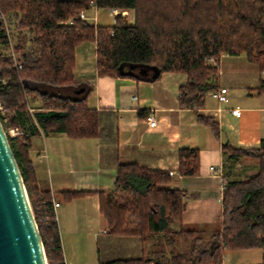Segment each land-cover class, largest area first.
Returning a JSON list of instances; mask_svg holds the SVG:
<instances>
[{
	"label": "trees",
	"instance_id": "obj_1",
	"mask_svg": "<svg viewBox=\"0 0 264 264\" xmlns=\"http://www.w3.org/2000/svg\"><path fill=\"white\" fill-rule=\"evenodd\" d=\"M92 7L132 9L134 22L128 24L120 14L113 24L98 26L78 18L81 10ZM0 12L17 31L26 28L34 33L28 48L16 35L20 67L13 66L8 56H0V103L7 120L1 113L0 119L4 128L21 129L20 134L7 137L47 264H63V251L54 194L39 188L29 156L30 135L39 132L27 104L38 102L34 117L44 135L99 136L101 113L87 105L91 86L76 82L74 76L75 51L81 43L95 42L98 75L146 80L157 79L164 71L184 73L178 104L197 111L205 106L206 94L218 88L217 67L207 58L244 54L259 72L264 70V0H0ZM70 17H74L71 23ZM2 32L0 21V44L5 42ZM68 87H83L82 93L59 92ZM256 89L264 91V77ZM197 122L218 136L215 117L198 112ZM222 149L234 159L256 160L258 170L225 182L221 222L212 229L182 226L185 192L170 187L172 176L167 171L120 163L115 190L99 193L100 212L110 234H135L150 249L138 257L99 264H221L225 250L264 251V138L254 148L225 142ZM176 173H199L198 149L178 151ZM63 195L69 201L78 193Z\"/></svg>",
	"mask_w": 264,
	"mask_h": 264
},
{
	"label": "crops",
	"instance_id": "obj_2",
	"mask_svg": "<svg viewBox=\"0 0 264 264\" xmlns=\"http://www.w3.org/2000/svg\"><path fill=\"white\" fill-rule=\"evenodd\" d=\"M100 10H85L89 24L103 25L98 23L104 17ZM118 14L133 24L132 9H117L111 15L113 23ZM95 49L94 41L76 48L74 76L76 82L91 86L87 105L101 113L99 136L30 135L29 156L38 186L52 192L59 202L55 214L63 259L68 264L138 257L150 249V244L143 245L135 234H110L100 212L99 193L115 190L120 163L176 173L178 151L198 149L199 173H176L170 187L185 192L182 226L212 229L221 222L225 182L247 178L258 170L256 160L234 159L223 151L222 144L254 148L264 138V91L256 89L264 76L243 54L223 53L219 57L218 87H226L228 102L222 104L224 110L217 116L213 110L218 102L212 91L206 94L205 106L199 111L179 106V88L186 82L184 73L164 71L157 79L146 80L98 75ZM82 88H62L61 92L79 96ZM236 107L240 109L238 116L229 112ZM198 112L216 118L218 136L197 122ZM150 115L157 120L155 127L148 126ZM210 166L217 171H211ZM65 192L78 195L67 201ZM263 257L260 248L225 250L221 264H263Z\"/></svg>",
	"mask_w": 264,
	"mask_h": 264
},
{
	"label": "water",
	"instance_id": "obj_3",
	"mask_svg": "<svg viewBox=\"0 0 264 264\" xmlns=\"http://www.w3.org/2000/svg\"><path fill=\"white\" fill-rule=\"evenodd\" d=\"M0 264H47L21 173L1 119Z\"/></svg>",
	"mask_w": 264,
	"mask_h": 264
},
{
	"label": "built area",
	"instance_id": "obj_4",
	"mask_svg": "<svg viewBox=\"0 0 264 264\" xmlns=\"http://www.w3.org/2000/svg\"><path fill=\"white\" fill-rule=\"evenodd\" d=\"M108 13L110 15H114L117 12L116 8H107ZM74 17H70L68 19V22L71 23ZM78 18L85 20L87 22V16L85 13V10H81L78 14ZM0 21L2 23V36L5 40V42L3 44H0V56L1 55H5L8 56L11 61L13 66L15 67H20L21 62H20V52L16 50V32L17 30L14 28V25L12 24V22L9 20V18L0 12ZM219 59L210 57L207 58V62L210 63L211 65L217 67V71L218 74L221 73L220 68H219V63H218ZM261 74L264 76V70L261 71ZM0 82H3L0 79ZM212 96L216 99V101L218 102V105L214 108V113L218 116L223 110L224 108L222 107V104H225L228 102V94H227V89L224 86H219L217 89L212 91ZM37 111V107L31 105L30 103L27 104V112L30 115V117L32 118L34 124L37 127L38 132L41 133V130L35 120L34 117V113ZM231 114L238 116L240 114V109L238 107L236 108H231L229 111ZM0 113L3 116V120L4 122H6L7 118L5 115V109L4 107L1 105L0 103ZM156 122L157 120L154 118L153 115H150L147 119V123L149 127H155L156 126ZM6 134H8L9 136L13 137L15 135H18L21 133V129L18 126H7L5 128ZM210 170L211 171H217V169L215 168V166H210ZM167 173L170 176H174L176 173L172 170H167ZM52 205L55 211V208L59 205V202L53 198L52 200ZM63 264H68L67 262L63 261Z\"/></svg>",
	"mask_w": 264,
	"mask_h": 264
},
{
	"label": "rangeland",
	"instance_id": "obj_5",
	"mask_svg": "<svg viewBox=\"0 0 264 264\" xmlns=\"http://www.w3.org/2000/svg\"><path fill=\"white\" fill-rule=\"evenodd\" d=\"M100 12L102 13V15H104L103 18H100L99 19V22L100 24H112L113 23V20H112V16L108 13V10L106 9H102L100 10ZM101 15V17H102ZM17 35V37H19L20 39H22V42H23V45H24V48H28L29 45H31L33 42V37H34V33L33 31H29L28 29L26 28H23L21 29L20 31H17L15 33ZM244 55V54H243ZM245 56V55H244ZM59 92L61 94H63L60 89H59ZM70 96H74L75 93H72V94H69ZM31 105L33 106H37L36 103H33V102H30ZM124 197V194L123 195H118V199H120V197ZM119 201V200H118ZM121 201V200H120ZM175 226V225H174ZM223 259V258H222Z\"/></svg>",
	"mask_w": 264,
	"mask_h": 264
}]
</instances>
